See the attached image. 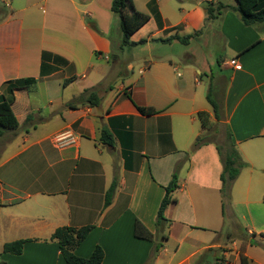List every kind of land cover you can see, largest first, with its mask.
<instances>
[{"label": "crops", "instance_id": "obj_1", "mask_svg": "<svg viewBox=\"0 0 264 264\" xmlns=\"http://www.w3.org/2000/svg\"><path fill=\"white\" fill-rule=\"evenodd\" d=\"M112 2L0 0V96L9 97L7 82L36 80L14 90L18 127L0 136V262L67 264L52 234L93 226L75 254L89 258L100 245L102 264H196L211 248L222 249L225 264H242V256L264 264L263 248L249 242L264 245V23L243 24L236 1L175 3L166 14L160 0H134L151 18L131 41L147 42L121 49ZM207 2L229 8L208 18ZM171 36L192 37L187 44L154 41ZM44 53L52 58L44 62ZM101 83L99 106L75 101ZM209 89L220 105L218 123L247 164L233 184L227 217L223 164L198 117L205 111L215 120L206 107ZM102 128L113 146L102 143ZM178 165L175 202L165 211L167 238H136L137 221L156 234ZM231 217L244 238H232ZM16 240H27L23 253H4Z\"/></svg>", "mask_w": 264, "mask_h": 264}, {"label": "trees", "instance_id": "obj_2", "mask_svg": "<svg viewBox=\"0 0 264 264\" xmlns=\"http://www.w3.org/2000/svg\"><path fill=\"white\" fill-rule=\"evenodd\" d=\"M236 7L234 8L239 16L240 20L246 26H253L256 24L264 23V0H235ZM227 5L223 3H206V11L208 18H215L217 15L221 14L222 11L228 9ZM152 9L154 11V16L159 28L163 27L162 17L156 8L154 2H152ZM112 11L120 19V28L122 32V43L121 49L125 47H133L145 44L147 40H141L139 42H132L131 37L140 30L144 25H146L150 20V15L138 11L135 8L134 0H113L112 2ZM192 36L179 37L171 36L167 39H154V41L159 42H172L173 40H179L182 43H188ZM52 54L44 53L43 61L51 59ZM118 56L112 54V60H117ZM123 68L124 65L122 64ZM71 80L65 82L67 84ZM36 82L33 78L17 80L15 82L5 83L6 91L9 94V97L4 95L0 96V136L3 135L6 131H12L18 127V121L15 114L12 110L13 102V92L16 89H23L33 85ZM102 84L93 89L85 90L75 101L78 103L85 102L91 106H99L101 103L100 92L102 89ZM207 100L210 103L214 118L218 122L220 117V105L211 96V89L207 94ZM68 106L74 107L73 103H69ZM139 111L144 115L154 114V110L138 107ZM198 117L201 120L203 128L206 130L207 138L211 136L212 133H209V113L202 111L198 113ZM217 131L214 130L213 133ZM101 141L105 145L113 146L114 138L112 133L107 128H102ZM208 142V141H205ZM212 142V141H210ZM215 142V141H213ZM202 143H197L195 148L199 147ZM216 148L219 153L220 159L223 164V171L221 174L222 181V198H223V215L227 217V209L231 201V193L234 182L238 179L241 171L247 167V164L242 160L241 155L237 151L233 140L232 134L227 129L226 130V141L225 144L220 145L216 143ZM180 165L177 166L176 171L173 175V178L170 184L165 188L166 194L161 202L157 219H156V234L150 233L144 225L137 221L135 225V237L139 239H144L148 241H155L156 237H161V239H166L164 235L165 227L169 222L165 217V211L168 206L175 202L172 197V193L178 188V171ZM117 187V179H114L109 191L106 194L105 205H109L112 202L114 192ZM228 205V206H227ZM93 226H85L81 228L73 227H60L52 234L51 240L56 241L59 245V249L62 255V258L67 264H102L104 260V250L100 245H97L89 258H82L75 254V250L82 242L88 237L90 232L93 230ZM27 240H16L8 242L4 245L3 252L6 254L21 255L23 253L24 245ZM251 245L261 246L264 250V245L258 243L254 239L250 241ZM161 244L156 247V253L159 251ZM222 252V249H208L205 251L196 264H225L227 259L224 256H220L219 253ZM150 261H153V257ZM242 264H247L246 258L241 257ZM151 263V262H150ZM0 264H6V262L1 261Z\"/></svg>", "mask_w": 264, "mask_h": 264}, {"label": "rangeland", "instance_id": "obj_3", "mask_svg": "<svg viewBox=\"0 0 264 264\" xmlns=\"http://www.w3.org/2000/svg\"><path fill=\"white\" fill-rule=\"evenodd\" d=\"M139 2H142V1H146V0H138ZM161 1V6L163 7L164 11L167 13L170 12V7L173 5L175 6V3H178V4H188V3H191V2H199V0H160ZM221 1H224V2H235V0H221ZM2 7H5L4 4L2 3L1 4ZM114 16L116 17L117 19V16L114 14ZM119 19V18H118ZM117 25H115V29H114V32H113V36L114 38L117 37L119 35L120 32V24H119V20H117ZM118 38V37H117ZM212 48L213 49H216V46L215 44L212 45ZM218 48V46H217ZM116 52H119L120 49L118 46H116L115 48ZM201 55H202V52H201ZM216 66L217 65H214V72L217 71L216 69ZM203 77H208L207 74H204ZM209 92V90H208ZM207 92V93H208ZM206 107L212 111V107L210 105V103H206ZM209 118H210V121H209V125H210V129H209V133H212L211 136L207 137L206 139L209 140V141H215L216 143H219L220 145H223L225 144V141H226V127L224 124L222 123H218L217 121H215L214 119L211 118V115H209ZM216 130L217 132L213 133V131ZM228 206V205H227ZM229 227L232 229V238H244L245 236L243 235V232L237 228V223H236V220L234 219V217H231L229 219ZM245 233V232H244ZM246 242V240H244Z\"/></svg>", "mask_w": 264, "mask_h": 264}, {"label": "built area", "instance_id": "obj_4", "mask_svg": "<svg viewBox=\"0 0 264 264\" xmlns=\"http://www.w3.org/2000/svg\"><path fill=\"white\" fill-rule=\"evenodd\" d=\"M237 69H240L241 68V65L240 64H236L235 65Z\"/></svg>", "mask_w": 264, "mask_h": 264}, {"label": "water", "instance_id": "obj_5", "mask_svg": "<svg viewBox=\"0 0 264 264\" xmlns=\"http://www.w3.org/2000/svg\"><path fill=\"white\" fill-rule=\"evenodd\" d=\"M204 78V77H203ZM208 77H205L204 80H206ZM206 88H208V85L206 84Z\"/></svg>", "mask_w": 264, "mask_h": 264}]
</instances>
